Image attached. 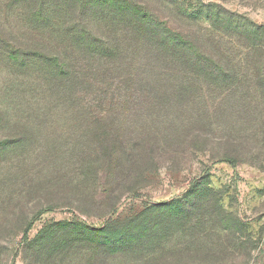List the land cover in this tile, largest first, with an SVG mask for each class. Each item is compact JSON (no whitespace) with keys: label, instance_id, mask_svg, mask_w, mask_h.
<instances>
[{"label":"rangeland","instance_id":"obj_1","mask_svg":"<svg viewBox=\"0 0 264 264\" xmlns=\"http://www.w3.org/2000/svg\"><path fill=\"white\" fill-rule=\"evenodd\" d=\"M136 1L194 42L200 30L215 35L236 60L249 48L236 26L264 37V0H179L196 22L169 0ZM15 29L5 36L25 45V62L39 57L27 45L41 38ZM258 53L264 76V44ZM127 65L101 100L91 86L61 99L43 65L0 63L1 77H23L0 93V264H264V99L242 102L247 119L230 122L223 103L212 113L221 91L200 82L181 95L172 79L144 74L126 88L124 74L142 71Z\"/></svg>","mask_w":264,"mask_h":264},{"label":"trees","instance_id":"obj_2","mask_svg":"<svg viewBox=\"0 0 264 264\" xmlns=\"http://www.w3.org/2000/svg\"><path fill=\"white\" fill-rule=\"evenodd\" d=\"M169 1L176 6L178 14L194 22L199 19L196 14L181 11L179 0ZM139 4L136 0H0V41L3 43L0 63L10 70L21 71H27L31 63L43 65L50 80L60 82L61 99L83 98L87 95L84 86H91L96 87L91 92L101 100L108 98L110 87H106V83L121 75L119 68L134 65L133 68L142 71L124 74L122 84L126 88L133 89L135 78L140 82L143 74L156 83L153 75L172 79V85L181 95H195L201 88L198 83L203 82L208 90H219L224 95L213 106L212 113L223 103L230 109L226 120L230 121L231 114L237 123L238 119L246 120L248 109L242 102L258 97L264 99V76L260 72L263 56L258 53L264 44L262 28L255 31L245 28L247 32H242L243 27L236 26L239 37H243L249 47L246 46L248 51L244 58L236 60L228 49L220 48L222 42L220 38L215 40V35L205 40V31L200 30L194 42L188 35L168 27L153 9ZM13 22L15 26L9 24ZM13 28L23 35L41 38L43 45L34 48L35 45H27L31 47L28 50L40 48L39 57H30L25 62V45L15 44L5 36V32L9 34ZM201 40L207 48H214L219 57L200 50L197 45ZM20 77L7 74L3 78L0 74V93H6V88L12 92L17 88L15 85L23 82ZM144 84L141 83V87ZM252 88L257 95H252ZM238 108H245L242 116ZM80 111L86 112L82 108ZM227 135L232 143V138H240L233 126H229ZM210 201H202L197 209L202 214L208 213L212 207ZM219 213L224 216V212ZM29 228L30 224L23 232L26 241Z\"/></svg>","mask_w":264,"mask_h":264}]
</instances>
